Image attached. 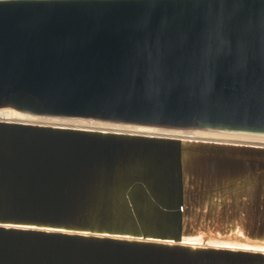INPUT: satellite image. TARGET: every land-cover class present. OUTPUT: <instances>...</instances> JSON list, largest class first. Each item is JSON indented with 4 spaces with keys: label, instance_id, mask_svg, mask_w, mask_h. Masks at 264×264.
<instances>
[{
    "label": "water",
    "instance_id": "water-1",
    "mask_svg": "<svg viewBox=\"0 0 264 264\" xmlns=\"http://www.w3.org/2000/svg\"><path fill=\"white\" fill-rule=\"evenodd\" d=\"M0 105L264 134V0H0ZM0 264H264V146L0 120Z\"/></svg>",
    "mask_w": 264,
    "mask_h": 264
},
{
    "label": "bare ground",
    "instance_id": "bare-ground-1",
    "mask_svg": "<svg viewBox=\"0 0 264 264\" xmlns=\"http://www.w3.org/2000/svg\"><path fill=\"white\" fill-rule=\"evenodd\" d=\"M0 120L264 146V134L262 133L233 132L196 127L182 128L157 124L116 122L96 117L40 114L27 112L11 105H0Z\"/></svg>",
    "mask_w": 264,
    "mask_h": 264
}]
</instances>
